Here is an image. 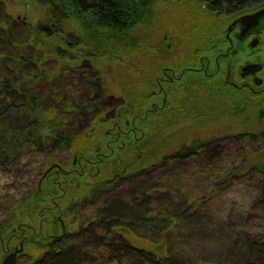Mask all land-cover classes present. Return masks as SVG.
Segmentation results:
<instances>
[{"label":"trees","instance_id":"1","mask_svg":"<svg viewBox=\"0 0 264 264\" xmlns=\"http://www.w3.org/2000/svg\"><path fill=\"white\" fill-rule=\"evenodd\" d=\"M38 1L51 5L57 25L45 36L12 17L7 0H0V166L39 148L67 149L73 158L47 159L35 192L10 205L0 221V254L22 247L15 264L21 257L25 264H211L185 263L173 252L176 231L204 209L167 179L168 172L203 160L219 137H156L181 115L238 118L259 103L212 75L204 82L202 70L191 67L207 56L215 68L222 18L264 0ZM162 1L185 16L183 26L179 17L178 23L164 17ZM66 19L76 20L82 34L77 41L63 38V47L52 36L63 32ZM80 45L90 57L113 54L126 67L128 90L115 93L97 69L77 83L67 69L76 57L70 51ZM167 74L174 81L155 92L158 75ZM110 96L121 99L114 110L100 102ZM76 118L81 128L68 129ZM98 129L103 132L94 144L90 137ZM238 135L251 140L242 163L216 170L217 177L264 182V131ZM251 247L262 264L264 244Z\"/></svg>","mask_w":264,"mask_h":264},{"label":"rangeland","instance_id":"2","mask_svg":"<svg viewBox=\"0 0 264 264\" xmlns=\"http://www.w3.org/2000/svg\"><path fill=\"white\" fill-rule=\"evenodd\" d=\"M7 4L12 17L40 28L43 36L47 31L57 29L55 19L51 16L50 4L43 6L38 0H7ZM168 6L166 1H162L158 9L163 11L166 19H173L175 23H178L179 17V26H183L185 16L178 13L175 16L176 12ZM62 30V33L57 32L52 38L55 44L63 47H65L63 38L77 41V37L82 34V27L72 19L65 20ZM70 52L76 57L69 60L67 72L76 76L77 83L79 77L87 78L97 69L102 73L105 85L115 93L118 89L126 92L130 87L126 83L129 78L128 73L125 74L126 67L121 65L113 54L105 58L90 57L88 49L81 45ZM120 101L118 97L110 96L100 102L114 110ZM209 115L195 120L186 115L176 117L170 121L172 124L169 123L172 126L159 132L156 137L161 139L173 132H177L174 138L183 135L182 138H187L188 142L195 137L201 139L219 137L216 147L212 146L206 157L196 165L182 166L177 171L168 172V185L180 184L198 198L195 206L204 209L197 219L192 218V223L176 231L172 250L185 263L206 260L211 264H259V254L254 252L251 245L264 244V182L257 176L224 182V179L217 177V171L233 168L242 163V149L250 145L251 140L248 137L244 139L238 134L264 131V103L259 101L250 104L249 109L238 118L225 119L221 114ZM81 120L74 119L68 129L81 128L83 124ZM102 132L103 130L98 129L90 137L94 144ZM72 158L73 155L67 149L39 148L22 155L13 164L0 166V221L7 219L6 213L12 203L30 197L35 192L47 159L66 163ZM210 163H213L211 168L208 165ZM214 183L216 191L211 188ZM26 222L38 230V225L32 223V220ZM29 232H32L31 228ZM15 244L19 245V239ZM11 252V250L1 252L0 264ZM262 258L264 259V254ZM25 260V257H21L16 264H25Z\"/></svg>","mask_w":264,"mask_h":264},{"label":"flooded vegetation","instance_id":"3","mask_svg":"<svg viewBox=\"0 0 264 264\" xmlns=\"http://www.w3.org/2000/svg\"><path fill=\"white\" fill-rule=\"evenodd\" d=\"M222 23L224 38L217 41L216 67L206 56V60L200 58V67L191 69L202 70L204 82L212 75L264 103V1L230 13ZM166 76L158 75L155 92H163L168 80H173Z\"/></svg>","mask_w":264,"mask_h":264},{"label":"water","instance_id":"4","mask_svg":"<svg viewBox=\"0 0 264 264\" xmlns=\"http://www.w3.org/2000/svg\"><path fill=\"white\" fill-rule=\"evenodd\" d=\"M58 164H54L53 166H51L44 174L43 176L46 175V173L52 168V167H57ZM40 184H41V180L39 183V188H40ZM22 251V247L20 248H16L14 251H12L11 253H9L2 261V264H15L16 260H17V256L18 254Z\"/></svg>","mask_w":264,"mask_h":264}]
</instances>
